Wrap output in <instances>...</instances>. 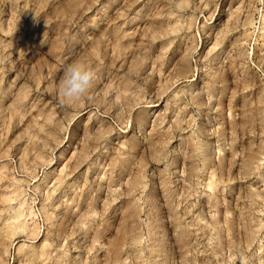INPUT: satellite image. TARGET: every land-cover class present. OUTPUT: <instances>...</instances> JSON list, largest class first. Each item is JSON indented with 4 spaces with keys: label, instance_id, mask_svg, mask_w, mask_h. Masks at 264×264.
<instances>
[{
    "label": "rangeland",
    "instance_id": "obj_1",
    "mask_svg": "<svg viewBox=\"0 0 264 264\" xmlns=\"http://www.w3.org/2000/svg\"><path fill=\"white\" fill-rule=\"evenodd\" d=\"M263 15L0 0V264H264Z\"/></svg>",
    "mask_w": 264,
    "mask_h": 264
},
{
    "label": "clouds",
    "instance_id": "obj_2",
    "mask_svg": "<svg viewBox=\"0 0 264 264\" xmlns=\"http://www.w3.org/2000/svg\"><path fill=\"white\" fill-rule=\"evenodd\" d=\"M95 74L90 66L82 61L68 65L58 85V92L65 100L74 102L90 99V90L94 85Z\"/></svg>",
    "mask_w": 264,
    "mask_h": 264
},
{
    "label": "bare ground",
    "instance_id": "obj_3",
    "mask_svg": "<svg viewBox=\"0 0 264 264\" xmlns=\"http://www.w3.org/2000/svg\"><path fill=\"white\" fill-rule=\"evenodd\" d=\"M262 20L264 22V15L262 17ZM246 119V118H245ZM248 119V118H247ZM250 121L249 119L247 120V122ZM249 123V122H248ZM256 158V154H249L248 157H247V160H246V164H245V167H246V171L249 172L250 170V166L253 164L254 160Z\"/></svg>",
    "mask_w": 264,
    "mask_h": 264
}]
</instances>
